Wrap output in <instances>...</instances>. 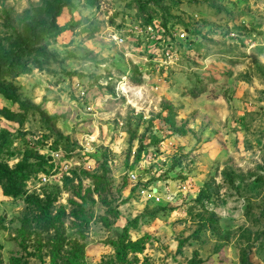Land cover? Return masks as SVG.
<instances>
[{
  "label": "rangeland",
  "instance_id": "rangeland-1",
  "mask_svg": "<svg viewBox=\"0 0 264 264\" xmlns=\"http://www.w3.org/2000/svg\"><path fill=\"white\" fill-rule=\"evenodd\" d=\"M53 1L0 0V264L110 263L127 225L130 264H264V0H68L41 34Z\"/></svg>",
  "mask_w": 264,
  "mask_h": 264
},
{
  "label": "trees",
  "instance_id": "trees-1",
  "mask_svg": "<svg viewBox=\"0 0 264 264\" xmlns=\"http://www.w3.org/2000/svg\"><path fill=\"white\" fill-rule=\"evenodd\" d=\"M52 1V0H51ZM53 3H57L54 7L50 4L45 2V4L48 6L49 10H52V16L50 22L47 24H39L37 25V29L41 34H49L53 33L55 30L58 29V27L55 25V20L61 15L62 8L66 7L69 4L68 0H64L63 3H59V1H53ZM54 20V21H53ZM42 57L44 59L47 58V54L43 53ZM44 62L39 61L36 57L31 59V64H33L37 69L43 70L42 65ZM14 71V74H26L28 70L24 68L23 65H17L13 68L10 66L5 67V71L8 73ZM0 94L5 96L6 99L11 100L17 104H19L20 107H24V105L20 102H18L17 98V89L9 85L7 87L1 86L0 87ZM10 117H15L18 114L11 113ZM13 181L14 177L8 170H2L0 169V183L5 182L6 187L4 189V193L8 196L12 197H18L19 193L15 192L13 189ZM144 239L141 238L138 241L132 242L129 239V226H125L122 230V234L120 235L117 242L113 244L115 247V260L110 263H102V264H130L128 261V256L132 254H138L141 253L144 249ZM59 259V254L52 253L51 254V260L53 263H56ZM68 264H83V246L76 245L75 251L68 261Z\"/></svg>",
  "mask_w": 264,
  "mask_h": 264
},
{
  "label": "built area",
  "instance_id": "built-area-1",
  "mask_svg": "<svg viewBox=\"0 0 264 264\" xmlns=\"http://www.w3.org/2000/svg\"><path fill=\"white\" fill-rule=\"evenodd\" d=\"M57 157V155H55ZM42 182H47V178L45 176L42 177L41 179Z\"/></svg>",
  "mask_w": 264,
  "mask_h": 264
}]
</instances>
